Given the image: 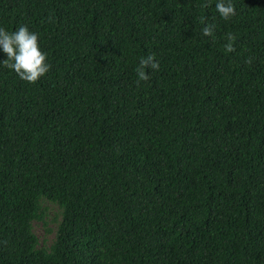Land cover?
I'll use <instances>...</instances> for the list:
<instances>
[{
  "label": "trees",
  "instance_id": "trees-1",
  "mask_svg": "<svg viewBox=\"0 0 264 264\" xmlns=\"http://www.w3.org/2000/svg\"><path fill=\"white\" fill-rule=\"evenodd\" d=\"M216 2L0 0L50 64L0 63V264H264V0Z\"/></svg>",
  "mask_w": 264,
  "mask_h": 264
},
{
  "label": "clouds",
  "instance_id": "clouds-1",
  "mask_svg": "<svg viewBox=\"0 0 264 264\" xmlns=\"http://www.w3.org/2000/svg\"><path fill=\"white\" fill-rule=\"evenodd\" d=\"M215 9L220 17L225 21L230 20L237 14L236 6L232 0H217ZM215 24L205 23L202 29L204 36L214 35ZM237 39L233 33L227 34V43L224 45L225 51L231 53L235 51L234 42ZM0 49L7 55V59L0 63L17 76L30 84H35L50 71V64L47 62V53L43 52L39 43V35L29 30L26 25H21L15 31H7L0 27ZM245 63L251 64L252 58L246 59ZM159 70V61L155 54L139 60V66L135 69L137 74L136 83L147 82L150 79L145 69Z\"/></svg>",
  "mask_w": 264,
  "mask_h": 264
},
{
  "label": "rangeland",
  "instance_id": "rangeland-1",
  "mask_svg": "<svg viewBox=\"0 0 264 264\" xmlns=\"http://www.w3.org/2000/svg\"><path fill=\"white\" fill-rule=\"evenodd\" d=\"M48 216H50V217L52 216L50 212H48ZM50 217H48V220L50 219ZM35 230H36L37 235H38L40 238H42V237H43V234H44V233H43V230H42L40 227H36Z\"/></svg>",
  "mask_w": 264,
  "mask_h": 264
}]
</instances>
